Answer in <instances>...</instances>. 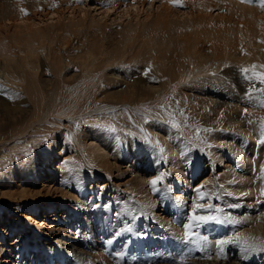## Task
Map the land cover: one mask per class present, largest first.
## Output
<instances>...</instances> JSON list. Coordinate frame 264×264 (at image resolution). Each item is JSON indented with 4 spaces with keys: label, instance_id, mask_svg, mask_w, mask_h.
<instances>
[{
    "label": "bare ground",
    "instance_id": "bare-ground-1",
    "mask_svg": "<svg viewBox=\"0 0 264 264\" xmlns=\"http://www.w3.org/2000/svg\"><path fill=\"white\" fill-rule=\"evenodd\" d=\"M262 66L259 0H0V264H264Z\"/></svg>",
    "mask_w": 264,
    "mask_h": 264
},
{
    "label": "rangeland",
    "instance_id": "rangeland-1",
    "mask_svg": "<svg viewBox=\"0 0 264 264\" xmlns=\"http://www.w3.org/2000/svg\"><path fill=\"white\" fill-rule=\"evenodd\" d=\"M144 14L145 13H142L141 16H143ZM111 68L112 67H105L104 68V73H108ZM128 69L130 71H134L135 69H138V66L133 65V64H130V65H128ZM70 74H71L70 72L69 73L62 72V75L65 77V79H68ZM182 139H183L184 142H186L189 138L183 136ZM189 140H191V139H189ZM197 140H195V141H197ZM57 145L59 146V149L57 150L59 152L60 149H61L62 144H60V142H59V143H57ZM259 151L262 152L264 150L260 147L259 148ZM64 153H65V151L62 154H64ZM222 154L223 153H221V152L217 153V155H220V156H222ZM71 155H72V153L71 154H68V155H65L64 157L66 158V157L71 156ZM197 160H198V165L197 166H192V169L190 171H187V169H184V167L182 165H179L177 167L178 173H180L179 169H181L182 171H185V176H184L185 180L183 181V180L180 179V181H176V183L177 184H180V187H184L185 188L184 189V191H185L184 194H185V197L187 198V200H190V198H192V196H193L194 193H198L202 189H205V187H203V186H206L207 183H209V182H207V183H204L203 184V182L205 180H207V177L210 178V175H211V172H209L210 168L208 167L207 170H205V169L203 170L201 168V167H203L202 160H200L199 158ZM250 160H251L252 163H250L251 165L249 166V169H248L249 170V174L250 173H254V171L256 170V166H255L256 163H253L252 159H250ZM61 162H62V159H60L59 163H61ZM146 163H152V161L151 160H146ZM224 165L231 168V162H227ZM222 171L223 170H221V169H217L216 170V173L217 174H220V173H222ZM233 172L238 173L237 167H234ZM151 173L152 174L150 176H154L155 175L154 172H151ZM150 176H147V178L150 177ZM122 178L126 179V178H128V175L125 174V175L119 177V179L116 178L115 180H122ZM38 183H40V185H38ZM41 184H42L41 181H37V184H35V186L33 187V190L29 192V195H31V196L32 195L40 196V194H38V192H35V191H39V190L41 192H45L46 190H41V186H42ZM95 185H96L97 188H100V186L104 185V180H102V179L101 180H97L95 182ZM89 186L90 185H87V187H89ZM197 189H200V191H197ZM50 190H52V189H50ZM100 191H103V190L101 189ZM100 191H98V193ZM172 194L178 195V196L180 195V193L176 189H172ZM158 208H159V210H161V207H159V205H158ZM156 212H159L160 213V211H156ZM40 213H41V211H40ZM47 213L49 214L50 212H47ZM25 214L26 215H28V214L30 215V213H25ZM11 218H12V215H11ZM37 220H43V219L38 218ZM2 221L3 220H1V222ZM66 222H67V224H70V225H71V223H73V221H66ZM44 227H47V226H44ZM22 260L23 259H21V261ZM18 261L20 262V260H18Z\"/></svg>",
    "mask_w": 264,
    "mask_h": 264
},
{
    "label": "snow or ice",
    "instance_id": "snow-or-ice-1",
    "mask_svg": "<svg viewBox=\"0 0 264 264\" xmlns=\"http://www.w3.org/2000/svg\"><path fill=\"white\" fill-rule=\"evenodd\" d=\"M248 2H251V0H248ZM259 6L261 8H264V0H259ZM21 11L25 12L24 9H21ZM25 14H26V12H25ZM262 67H264V66H262ZM253 68H255V66H253ZM241 71L244 73H247L249 71V69L244 68V69H241ZM257 75L260 78V82L264 83V73L257 74L255 72H253V76H257ZM248 78L251 79V77H248ZM262 106H264V102H262ZM161 151H163V149H161ZM262 172H264V168H262ZM160 179H162V176L158 177L155 180L150 181V184L153 186L154 190H155L156 184L158 183V181ZM197 191H200V189H197ZM261 195L264 196V188L261 189ZM202 208H203V205L194 204V206H193V213L194 214L188 218L187 223L183 224V228H184L183 238L186 242L192 241L193 238L198 235L197 233L190 231V229H192L194 226H200L203 224H207L210 221L217 220V217H215V216L195 215L197 209H202ZM126 230L131 231V228H128ZM116 235H119V233H116ZM201 239L207 241V237H201ZM235 239L242 241L247 247H254V245L248 243L249 240L253 239L251 237H245V236H243V234L237 233ZM109 242H111V241H109ZM227 243H229L228 239H221V240L216 241V245L218 248H220L221 251L223 250V245H225ZM260 245L264 246V241H260Z\"/></svg>",
    "mask_w": 264,
    "mask_h": 264
}]
</instances>
